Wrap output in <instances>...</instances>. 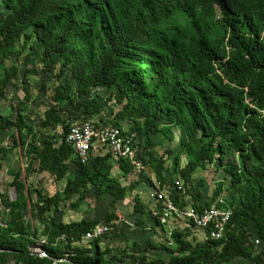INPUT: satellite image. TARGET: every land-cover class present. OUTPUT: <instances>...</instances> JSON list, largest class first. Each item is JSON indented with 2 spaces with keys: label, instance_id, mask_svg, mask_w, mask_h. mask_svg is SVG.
Masks as SVG:
<instances>
[{
  "label": "trees",
  "instance_id": "trees-1",
  "mask_svg": "<svg viewBox=\"0 0 264 264\" xmlns=\"http://www.w3.org/2000/svg\"><path fill=\"white\" fill-rule=\"evenodd\" d=\"M33 58L56 80L40 87L51 92L41 129L27 117L36 100L28 68ZM21 59L24 97L15 93L18 103L9 105V114L0 108V174L22 148L29 175L49 173L65 186L47 195L23 182L21 167L10 168L16 197L0 192V264H115L126 257L146 264L237 258L264 264V0H0V96L18 77ZM76 122L134 134L144 168L98 141L81 163L67 142ZM47 128L53 132L43 134ZM5 133L9 145L1 139ZM146 167L179 208L231 210L224 236L213 240L208 229L175 221L169 237L147 235L141 256L128 246L118 254L103 248L119 231L117 206L128 197L135 213L164 228ZM199 171L212 182L222 174L211 197L209 177L194 179ZM106 196L113 199L104 222L58 216L65 208L77 211L89 197ZM100 223L118 230L83 244ZM39 240L45 256L31 251Z\"/></svg>",
  "mask_w": 264,
  "mask_h": 264
},
{
  "label": "rangeland",
  "instance_id": "rangeland-1",
  "mask_svg": "<svg viewBox=\"0 0 264 264\" xmlns=\"http://www.w3.org/2000/svg\"><path fill=\"white\" fill-rule=\"evenodd\" d=\"M8 67H11L9 62L6 63ZM16 65L19 68L18 72V77L12 80V84L6 89L4 96H0V108L1 110L9 114L10 107L9 105H17L18 101L17 99H14L15 93L17 96L22 99L24 97V91L22 90V83H21V78L24 76V71L26 69V66L24 65L23 59L19 60L16 62ZM33 71L32 75V80H30L31 85H30V93L33 98H36L35 102H32V105L27 113L28 120L30 123L36 125L38 128L39 127V122L43 118V113L47 106L50 103V93H44L41 90V84L45 83L49 88L55 85L56 80L53 78L51 74H45L43 73L41 66L36 63L35 58H33L28 66ZM104 90H101V93ZM108 93H104V95H107ZM66 115V114H64ZM41 129V128H40ZM43 134H48L52 133L53 130L50 128L47 129H42ZM57 134H61L62 128L59 127L58 130L56 131ZM9 135L10 133H5L4 136L1 137L3 140L4 145H9ZM181 133L177 132V140H179ZM157 150L161 153L162 152V147H157ZM12 161L5 166V169H3L2 176L0 177V192H8L9 196L11 199H15L16 197V191L13 187L10 186V183L12 181V177L9 176L8 171L10 170L11 167H21L22 169V180L26 185L29 186H37L39 185L40 187L43 188L44 192L47 195H54L58 191H62L65 183L64 181H58L54 175H51L49 173H38V172H32L30 175L27 172V161L26 157L24 156V151L22 148H17L13 151L12 153ZM186 158L183 156L182 158V165L184 166L186 164ZM170 164V162H169ZM145 172L148 174V176L152 179H155L154 174L152 173L151 169L149 167L145 168ZM207 175L209 177L208 185H207V193L208 196L211 197L213 194L214 189L216 188V181L222 179V174H219L218 177H216V181L212 182L211 181V175L208 172H203L199 171L194 179H197L200 175ZM196 181V180H195ZM145 193L149 196L150 190L149 188L146 189ZM143 195V200L145 203H147L145 197ZM77 196L74 197L72 201L76 199ZM112 197L111 196H106L104 200L102 199H95L94 197H89L88 200H86L77 211L65 208L62 211L58 213V216H64L65 220H79V219H98L101 222H104L107 215H108V206L112 202ZM149 201L151 199H148ZM131 202V197H128V200L125 202L128 207L127 210H121L117 209V217L120 215L122 218H125V220L130 221L131 219L135 220L136 219V214L133 212V204L129 207V203ZM123 205V204H121ZM119 213V214H118ZM130 219H128V218ZM31 219V216H30ZM145 219L148 220L147 222L152 223L151 220H149L148 216H145ZM132 221V220H131ZM132 223L135 224L134 221ZM120 225V224H119ZM118 226V225H117ZM178 227H183L182 223L177 224ZM121 229V228H120ZM199 229V228H198ZM164 230L167 231V233L163 236V238L169 237L168 227L164 226ZM193 235H195L199 241L203 240L204 235L200 234L198 231H192ZM167 235V237H166ZM162 236V235H159ZM146 239L147 235L143 232V228L140 227H129V229H122L116 235L108 236L107 239L101 244L103 248L106 246H109L110 248L113 249L114 254H118L119 250L122 251L125 247H129L130 251L133 250H141L137 254L138 256H141L143 254V248L146 245ZM137 242L138 244H135L134 242ZM43 240H39L35 246H31V251L40 255V256H45V252L42 249L43 245ZM257 244V243H256ZM151 256L154 257H160V258H165L166 260L169 259L168 254H156L152 253L150 254ZM57 262V260H55ZM62 261V260H61ZM64 261V260H63ZM13 264V263H11ZM115 264H146V262H143L141 260H134L132 258H124V260L121 263H115ZM231 264H253L251 261L243 259V258H237L235 259Z\"/></svg>",
  "mask_w": 264,
  "mask_h": 264
},
{
  "label": "built area",
  "instance_id": "built-area-1",
  "mask_svg": "<svg viewBox=\"0 0 264 264\" xmlns=\"http://www.w3.org/2000/svg\"><path fill=\"white\" fill-rule=\"evenodd\" d=\"M98 141L106 145L111 152L120 158L128 159L137 169H143L142 162L138 159V153L135 148V135L125 133L114 126H95L91 122L74 124L68 134L67 142L74 148L77 157L81 163H86L89 158V151L93 142ZM1 173L0 177L2 176ZM179 191L183 190V185L176 182ZM155 197L162 206L161 224L169 227L170 233L175 228L172 223L175 221L190 222L200 229H208L209 237L213 240H219L224 236L227 223L230 221L232 211L221 209L217 206L203 208L198 211L192 206L179 208L171 196L162 188L161 183L154 181ZM123 218L120 216L117 225L121 224ZM117 231V226L100 223L90 229L82 238V243L104 237ZM169 233V234H170ZM256 243H259L257 240Z\"/></svg>",
  "mask_w": 264,
  "mask_h": 264
},
{
  "label": "crops",
  "instance_id": "crops-1",
  "mask_svg": "<svg viewBox=\"0 0 264 264\" xmlns=\"http://www.w3.org/2000/svg\"><path fill=\"white\" fill-rule=\"evenodd\" d=\"M95 120L96 121H99V119L98 118H95ZM154 180V179H153ZM143 195H145L144 197H145V199L146 200H148V195L145 193V192H141ZM141 193H140V195H141ZM141 197H142V195H141ZM128 200V198L124 201V202H119L118 203V206H119V209H121V210H127V208L126 207H128L127 206V204L125 203L126 201ZM143 200V199H142ZM148 203V202H147ZM121 204H123V205H121ZM131 204H133L132 202H130L129 203V207L131 206ZM117 206V207H118ZM133 208V207H132ZM117 212L118 211H116V215H117ZM133 212H134V210H133ZM135 213V212H134ZM119 214V213H118ZM136 214V219L135 220H133V219H131L132 221H134L135 222V224L134 223H132V221L130 220V221H126L125 220V218H123V221L121 222V224L120 225H118L119 227H118V229H119V231L121 230L122 231V229H124V230H126V229H129V227H140V228H143V232L146 234V235H150V236H154L155 238H159V240H161L162 238H163V236L165 235L164 234V232H165V230H164V228H161V227H159V228H157L156 226H155V221L151 218V216L150 215H148V214H137V213H135ZM145 216H148V218H149V220H151L152 221V223H148L147 221L148 220H146L145 219ZM119 217H120V215H118V219H119ZM137 221H141L140 223H138V224H136L137 223ZM185 224L186 225V223L185 222H182V224ZM175 225L177 226V224L175 223ZM173 223H172V226H175ZM164 226V225H163ZM166 226V225H165ZM166 227H168V226H166ZM121 228V229H120ZM117 229V230H118ZM168 229H169V227H168ZM118 231V232H119ZM159 235H162V236H159Z\"/></svg>",
  "mask_w": 264,
  "mask_h": 264
},
{
  "label": "bare ground",
  "instance_id": "bare-ground-1",
  "mask_svg": "<svg viewBox=\"0 0 264 264\" xmlns=\"http://www.w3.org/2000/svg\"><path fill=\"white\" fill-rule=\"evenodd\" d=\"M76 123H79V124H80V123H83V122H76ZM76 123H74V124H76ZM91 123H93L95 126H99L98 124H96V123H94V122H91ZM74 124H73V125H74ZM73 125H72V126H73ZM72 126H71V127H72ZM114 127H116V126H114ZM118 128H119V127H118ZM135 143H136V142H135ZM103 145H104V144H103ZM105 146H106V145H105ZM106 147H107V146H106ZM107 148H108V147H107ZM135 148H136V146H135ZM108 149H109V148H108ZM136 150H137V148H136ZM109 151H111V150L109 149ZM78 159H79V158H78ZM154 181H157V180L154 179ZM154 181H153V182H154ZM199 211H200V210H199ZM164 226H165V225H164ZM85 244H86V243H85Z\"/></svg>",
  "mask_w": 264,
  "mask_h": 264
}]
</instances>
